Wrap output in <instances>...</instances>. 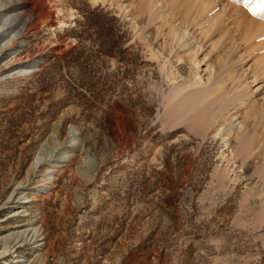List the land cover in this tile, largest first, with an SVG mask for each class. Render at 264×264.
Segmentation results:
<instances>
[{
	"label": "rangeland",
	"instance_id": "374dc122",
	"mask_svg": "<svg viewBox=\"0 0 264 264\" xmlns=\"http://www.w3.org/2000/svg\"><path fill=\"white\" fill-rule=\"evenodd\" d=\"M151 1L0 0V235L42 233L0 264H264V81L238 63L197 103L170 99L208 83L206 60L193 73L169 34L200 6L157 0L166 21ZM245 1L247 16L220 20L213 38L191 26L218 70V45L251 36L264 59V0ZM236 120L244 131L228 129Z\"/></svg>",
	"mask_w": 264,
	"mask_h": 264
},
{
	"label": "bare ground",
	"instance_id": "6f19581e",
	"mask_svg": "<svg viewBox=\"0 0 264 264\" xmlns=\"http://www.w3.org/2000/svg\"><path fill=\"white\" fill-rule=\"evenodd\" d=\"M92 1L93 2H98L99 0H92ZM221 1L224 4L223 11L221 13H217L216 15H214V12H217L216 11V7L219 5L220 0H213L211 2H210V0L209 1L208 0H196V4L193 2L195 4L194 6H197V7H198V5L200 6V8H198V11L195 12V14L197 13L196 15H193V16L187 15V16H185L183 18V21L176 22V21H173L172 20L173 22L171 21V23L169 24V28H170L169 34H170L171 41L174 42V43H176L178 45V47L180 48L181 51H184V52L189 53L190 59L193 62V71L192 72L193 73H196L197 70H199V68H200L201 62L206 60V63L205 64L207 66H206L205 70H206V72L209 75L208 83H203V84L201 83L202 85L200 84L198 86V88H192V89L187 90V88L191 86L190 84L185 83V82H182V83H180L178 85L175 84L176 86L172 89V91H171L172 93H170L171 94L170 99L177 100V103L179 105H180V103L182 104V103H185V102H187L188 104H190L192 102H193L192 104H194V102L197 103V101L199 99L204 98L205 96H208L209 94L214 93L213 90L214 89L216 90V88H220V86L222 84V81L223 80L220 79V76L222 75V73L223 72L224 73H226V72L229 73L230 69L233 68V67H235L238 63L239 64L240 63H243L244 66H247V71H248V69H250V74H252V76H255V79H257L258 81H261V82L264 81V78H263L264 77V59H260L261 60V63H260L261 65L258 66L259 63H257V62H259V61L256 60V59L253 60V58L250 57V53L251 52H249V50H248V48H250V47H253V48H258L259 47V45H257V44L255 45V43H258L259 39H258V41H256L254 43L255 40L252 39L254 36L245 38L246 40L248 39V42H249V44H248L247 47H246L247 43L242 45V43H243V42H241L242 40H240V42L238 41V43L235 42V45H233V46H231V44H230V46H227L224 43H222L221 45H218V48H220V50L222 49V53H223L222 54V58H221V60H222L221 63L223 64V66L221 65L222 68L221 69L219 68V70H218L216 64H213V63L209 62L208 57H207V54H204V57L199 58V53L201 51L205 50L204 49L205 46H204L203 43H201L200 40L197 39L196 32L191 27V26H193L192 24H195V25L198 24L203 29V32L206 34V37H209V38L212 37L213 38L214 34L217 31L220 30V26H219V21L220 20H224L225 19V21H226V18L228 17L229 20L232 21V20H235V19L239 18L241 15H244L245 17L247 16V12L245 10V6H246V1L245 0H221ZM156 3H157V0H152L151 3H150L152 17L153 18H161V19L165 20L166 18L163 15L162 7L161 6H157V8H154L156 6ZM13 6L20 7V2L16 1L13 4ZM235 8H237L238 11L235 10ZM195 10H197V9H195ZM192 11H194L193 8L190 10V12H192ZM236 12L237 13L240 12V16ZM190 17H194L193 20H191L192 18L190 19ZM249 17H251V16H249ZM247 18H246V20H247ZM19 20H20L19 25L22 24V28H24V25L26 24V19H21L20 18ZM166 21H167V19H166ZM237 21H239V20H236L235 23H237ZM253 21L254 20H252L251 22H253ZM251 22H249L248 24H250ZM206 23L207 24H211L210 26H212V27H210V28L206 27ZM235 23H233V24H235ZM243 23H245V22H243ZM215 24H218V25L215 26ZM225 24H227V23H225ZM222 25H223V23H222ZM243 25H245V24H243ZM4 26H5V21H2V23L0 24V34L4 33V31H6V28H3ZM252 26H253V24H251V27ZM253 27H255V26H253ZM22 28H20V29H22ZM252 29L253 28H251V30ZM240 30H241V28H240ZM262 30H264V29H262ZM226 34H227V32H226ZM226 34L222 35L223 38H226ZM255 35H258V32ZM254 38H257V37H254ZM243 39H244V37H243ZM260 39H262V38H260ZM246 40H245V42H247ZM262 46H263V44H262ZM252 60L254 62H251ZM39 63H41V61L34 62L33 65L34 66H37ZM33 70L34 69H32L31 66H30V64H29L27 68L19 69L17 71L16 70L11 71L10 73H8V75H13V74H18V73H26V72H31ZM258 71H260V74H261V77L260 78H262V80L258 77L260 75V74H258ZM244 74H245V76L248 77V74L249 73L245 71ZM229 76H232V74H229ZM263 87H264V82L262 84H260L257 89L260 90ZM249 91H247L248 93L247 92L245 93L244 97L247 96V95L248 96L253 95L254 92L253 91H250L249 92ZM221 96H222V94H221ZM215 98H216V96H215ZM213 102H215V101H213ZM217 102H219V101H217ZM253 105H255V104H253ZM214 106H215L214 107L215 109H214V111L212 113V117H216V116H219V115L220 116H222V115L224 116V114H225L224 111L228 110V109H226V108H228L227 107L228 105L226 106V108H224L225 105L223 106V108H220L219 106H218L219 107L218 108L216 105H214ZM212 107H210V108H212ZM216 107L218 109H216ZM210 111L212 112V110H210ZM226 120H228V119H226ZM233 127L237 128L239 131H241V130L244 131V129L246 128V125H245V123L243 121H237V123H235V121L234 122L233 121H230L229 122L228 129L231 131L233 129ZM252 135H253V133H252ZM252 135H248V137L246 139L242 140V143H241V146H240V149H239V152L240 153L241 152H244L246 150V148L250 144H252L251 143V141H252ZM254 137H255V135H254ZM77 142H79V141H77ZM262 143H264V141ZM70 147H71V150L70 151H72L74 149L73 148L74 145L71 144ZM258 150L262 154L264 152V144L262 146H260V148ZM64 158H65V154L62 155L58 159H54L52 162H57V161L63 160ZM39 159L40 158L38 157L37 158V161H36L37 164L39 163ZM54 166L55 165L52 164V167H54ZM54 171L55 170L52 169L51 167L48 168L47 173H46V177H47L46 181L47 182L45 184V187H49L50 186L49 183H52V177H53L52 174H53ZM25 234H27L26 237H30L31 242L34 243L35 246L40 247L42 245V243H39V241L41 239L40 238V235L42 233H40V229L38 228V226L34 225V223H33L31 228L19 230L17 232V234L13 233L12 235L14 237L10 241L9 240H2V237L0 235V256L1 257H5V256L9 255L10 252H11V250L14 247L16 248L17 247V244L20 241V240L19 241H16V240L20 236H24ZM4 237L7 238L8 236L6 235V236H3V238Z\"/></svg>",
	"mask_w": 264,
	"mask_h": 264
}]
</instances>
